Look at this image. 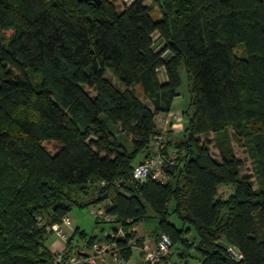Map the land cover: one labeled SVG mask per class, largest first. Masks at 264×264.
Masks as SVG:
<instances>
[{
  "label": "trees",
  "instance_id": "trees-1",
  "mask_svg": "<svg viewBox=\"0 0 264 264\" xmlns=\"http://www.w3.org/2000/svg\"><path fill=\"white\" fill-rule=\"evenodd\" d=\"M121 2L0 0V264H52V225L89 204H104L120 227L104 236L77 229L65 257L106 241L128 263L145 241L133 228L150 208L153 239L181 243L179 264H264V0ZM183 70L191 111L179 137L168 135L174 165L166 182H140L135 165L154 153ZM110 125L130 136L131 150ZM229 131L246 138L251 174L240 173ZM226 184L234 192L224 198Z\"/></svg>",
  "mask_w": 264,
  "mask_h": 264
},
{
  "label": "rangeland",
  "instance_id": "rangeland-1",
  "mask_svg": "<svg viewBox=\"0 0 264 264\" xmlns=\"http://www.w3.org/2000/svg\"><path fill=\"white\" fill-rule=\"evenodd\" d=\"M122 0H116V5L118 7L122 6ZM129 1V0H126ZM155 18L157 17V15L154 16ZM12 30H9L8 32L5 33V35L7 37H10V35L12 34ZM154 47L158 50L162 47V41L161 39H159L158 35H154ZM237 54L238 55H242L243 54V50L242 47H239L237 49ZM108 77H110L112 79V81L121 86L119 83V80L117 78H115L111 73H108ZM36 82H40V78L37 77L36 78ZM136 92L139 94L140 98L146 101V98L144 97V95L142 94V91L136 87L135 88ZM183 111H188L190 112V92H189V80L188 77L185 73V71H182V85L180 87V96L179 98L176 99L175 101V107H174V111L173 114L175 116L172 117L173 120H180V122H184L183 121ZM179 122V121H178ZM160 126L162 125V122L159 121ZM184 124V123H183ZM110 127L113 129L114 134L116 135L117 139L119 142H121L122 144H124L129 150H131L132 148V143L130 140V136H128V134L124 131H122V129L119 126H113L110 125ZM179 132L181 131H176V130H171L169 134L172 133V139L174 140L176 137H179ZM178 133V134H177ZM230 134V142H231V146L233 149V153L235 155V157L237 159L240 160L241 162V166L239 168L240 173L242 175H247V174H251L253 172V164H252V160L250 157V154L248 152V143L246 138H238L235 133L233 131H229ZM213 135H210V137L205 138V137H200L201 142H207V141H212L213 140ZM55 143L54 142H45L44 145L47 147L48 150L50 151H55ZM210 145V144H209ZM209 150L210 153H212L214 156L219 158V152L217 150V148L215 147L214 143H212L209 146ZM253 181L256 184V180L255 178H253ZM221 192H222V196L224 198L229 197V195L231 193L234 192V187L232 185H224L220 187ZM93 193L92 191L90 192V194L88 196H86V198L83 199V203H90ZM102 207H104V204H102ZM93 204H89L87 206L84 207H80V206H74L71 210V212L68 214L67 218L69 223H65L62 225V228L64 229L65 234L68 237H71L72 234H74V232L79 229V231H85L86 234H88L89 236H94V235H100V236H104V235H108L111 234L113 232L114 228H119L120 225L117 222H106V223H98L97 222V218L95 216V214L93 213ZM172 219H174V222L177 224L178 227H181V222L177 221L176 218L174 216H172ZM46 221V219H45ZM158 224V219L155 216V214L151 211L150 208H147V216L144 217L137 225H136V231H137V235L138 236H142L145 238V241H147L148 239H150V237L154 234V230L156 228ZM186 227H188L189 225H184ZM185 227V228H186ZM102 229H104V231L102 232ZM134 229V228H133ZM53 232V231H52ZM191 233L189 234V238L194 239V230L191 229L190 231ZM77 241H81V237L80 235H76L74 240H73V244L77 243ZM99 243H105L106 241H98ZM64 241L59 238L56 234H54V232L48 236L47 238V246H52L54 247V253H56L57 255H60L61 252L63 251V246H64ZM151 243L152 245L154 244V239L153 237L151 238ZM181 243H178L176 245H174L173 247H171L170 249V254H169V259L168 262H162L161 264H179V257L178 254L179 252H181L179 249L181 248ZM82 250V249H81ZM85 250V249H83ZM78 254V253H77ZM56 255V256H57ZM105 261L101 262V264H119L118 262L113 261V259L110 257V255L105 256ZM126 264H147L145 258H144V254L141 250V248H137L134 247L133 249V256L131 258V260L126 263Z\"/></svg>",
  "mask_w": 264,
  "mask_h": 264
},
{
  "label": "built area",
  "instance_id": "built-area-1",
  "mask_svg": "<svg viewBox=\"0 0 264 264\" xmlns=\"http://www.w3.org/2000/svg\"><path fill=\"white\" fill-rule=\"evenodd\" d=\"M175 116L173 112L159 117V121L162 122L161 132L154 137V153L151 156L143 158L139 161L134 168V178L140 182H145L147 179L158 180L162 182L167 181V174L165 172L166 166L174 165L176 153L167 149L168 132L171 130L181 131L183 129V123L180 120H173ZM179 121V122H178ZM169 152V153H167ZM101 184L105 185L104 182ZM95 216L104 222H112V216H109L105 210L101 207L93 208ZM69 223L68 218L64 219V223ZM62 224V225H63ZM62 225L54 224L51 229L54 234L61 238L64 242H67L69 237L65 234ZM118 235L124 237V231L120 228ZM187 239L189 237H186ZM172 246L169 236L162 234L160 239L154 240V244L151 243V238L144 241L141 246V250L144 254L146 262L150 264H158L162 259L169 257L170 249ZM228 252L234 258H242L241 252L229 247ZM110 255L113 261L120 263V256L118 249L114 243L105 242L104 244L96 242L88 250H80V253L65 257L62 254L57 255L54 258L52 264H101L105 261V256Z\"/></svg>",
  "mask_w": 264,
  "mask_h": 264
},
{
  "label": "water",
  "instance_id": "water-1",
  "mask_svg": "<svg viewBox=\"0 0 264 264\" xmlns=\"http://www.w3.org/2000/svg\"><path fill=\"white\" fill-rule=\"evenodd\" d=\"M80 1H93V2H95V3H97V4H99L100 3V0H80ZM104 231V229H102V232ZM179 256H180V258H182L183 257V255L180 253L179 254ZM186 261H188V259H186ZM147 264H150V262H147Z\"/></svg>",
  "mask_w": 264,
  "mask_h": 264
},
{
  "label": "crops",
  "instance_id": "crops-1",
  "mask_svg": "<svg viewBox=\"0 0 264 264\" xmlns=\"http://www.w3.org/2000/svg\"><path fill=\"white\" fill-rule=\"evenodd\" d=\"M134 230H136V227H134ZM151 237H152V236H151ZM151 237H150V238H151ZM49 247H52V246L50 245Z\"/></svg>",
  "mask_w": 264,
  "mask_h": 264
}]
</instances>
